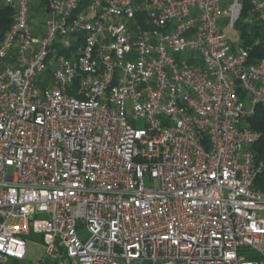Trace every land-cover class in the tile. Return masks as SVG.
<instances>
[{
    "label": "built area",
    "instance_id": "built-area-1",
    "mask_svg": "<svg viewBox=\"0 0 264 264\" xmlns=\"http://www.w3.org/2000/svg\"><path fill=\"white\" fill-rule=\"evenodd\" d=\"M246 1L0 0V264H264Z\"/></svg>",
    "mask_w": 264,
    "mask_h": 264
},
{
    "label": "trees",
    "instance_id": "trees-1",
    "mask_svg": "<svg viewBox=\"0 0 264 264\" xmlns=\"http://www.w3.org/2000/svg\"><path fill=\"white\" fill-rule=\"evenodd\" d=\"M249 1H246L245 11L243 13V19L237 24V29L240 31L242 38V45L251 47L252 59L256 60L264 56V25L255 20L252 23L244 21L245 17L249 15L248 9L250 8ZM36 11V6H33ZM14 10L8 6H2L0 8V39L9 29L13 20ZM249 127L260 133L261 137L259 141L252 147L257 160L263 163V170L256 180V186L260 189H264V105L258 106L255 115L247 120ZM19 261V260H15ZM40 264H57V262L50 259L41 260Z\"/></svg>",
    "mask_w": 264,
    "mask_h": 264
},
{
    "label": "rangeland",
    "instance_id": "rangeland-1",
    "mask_svg": "<svg viewBox=\"0 0 264 264\" xmlns=\"http://www.w3.org/2000/svg\"><path fill=\"white\" fill-rule=\"evenodd\" d=\"M37 16V15H36ZM42 18V20H45L49 14L48 13H45V14H42L40 15ZM239 30L236 28V29H232L228 32V35L231 37V38H234L239 32ZM145 184L147 186H151L153 184V179L147 175L145 177ZM80 236L81 237H86L88 236V233L85 229L81 228L80 229V232H79ZM25 239L28 241V254H27V257L23 260H19L18 262L15 261L14 258H11L10 260H8L6 263L4 264H40L41 263V260H42V257H43V253H44V249H43V246H42V239H43V235L40 234V233H35V232H31L30 235L26 236ZM248 257L250 259H259V254L256 253V252H253V253H250L248 255Z\"/></svg>",
    "mask_w": 264,
    "mask_h": 264
}]
</instances>
